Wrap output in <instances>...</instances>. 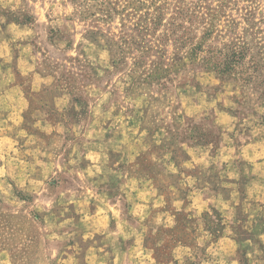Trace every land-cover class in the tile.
Wrapping results in <instances>:
<instances>
[{
  "label": "rangeland",
  "instance_id": "obj_1",
  "mask_svg": "<svg viewBox=\"0 0 264 264\" xmlns=\"http://www.w3.org/2000/svg\"><path fill=\"white\" fill-rule=\"evenodd\" d=\"M205 34L206 48L238 43L264 62V0H0V65L17 69L21 84L31 75L49 83L25 87L31 113L66 131L77 115L83 129L94 123L92 137L126 155L125 181L163 197L143 221L120 198L142 234L125 248L136 246L146 264H219L213 250L238 222L239 238L264 256V205L246 200L264 182V64L251 82L206 70L188 57ZM158 69L167 73L151 77ZM202 190L213 206L195 216L189 202ZM18 197L0 194V254L46 264L42 216ZM247 255L239 250V264H251Z\"/></svg>",
  "mask_w": 264,
  "mask_h": 264
},
{
  "label": "crops",
  "instance_id": "obj_2",
  "mask_svg": "<svg viewBox=\"0 0 264 264\" xmlns=\"http://www.w3.org/2000/svg\"><path fill=\"white\" fill-rule=\"evenodd\" d=\"M17 77V69L1 63L0 194L3 198L12 195L15 200L18 197L15 191L22 194L25 198L18 197L20 203H28L33 213L42 216L47 238L46 264H146L141 258L135 259L136 246L125 248V243L142 238V234L125 217L120 198L129 202V214L143 221L153 206H163V197L152 186L135 189L131 180L125 181L119 166L126 162V155L109 149V140L99 142L93 138L94 123L83 129L77 115L71 130L66 131L47 112L31 113L32 102L25 87L31 92H41L49 83L31 75L21 84ZM67 132L73 135L71 139ZM194 162L195 166L206 167L202 160ZM247 198L253 201L258 198L264 205L262 180L253 184ZM211 206V197L202 190L193 193L188 211L200 216ZM233 220L230 217L229 224ZM254 222L258 223L252 221L253 226ZM259 223L264 224V215ZM238 224L231 237L226 232L233 228L226 225L224 236L213 250L216 263L223 264L227 259L231 264H239V250L246 249L251 264H264V256L258 257L254 251L255 241L239 238ZM246 228L250 232L249 226ZM260 238L264 243V232ZM136 245L141 251V240ZM4 254H0L1 264L17 262ZM148 260L147 264L155 262ZM202 264L211 263L208 259Z\"/></svg>",
  "mask_w": 264,
  "mask_h": 264
},
{
  "label": "trees",
  "instance_id": "obj_3",
  "mask_svg": "<svg viewBox=\"0 0 264 264\" xmlns=\"http://www.w3.org/2000/svg\"><path fill=\"white\" fill-rule=\"evenodd\" d=\"M210 34H205L202 42L192 45L188 53L191 61L200 63L206 70L216 72L220 75H239L243 81L255 80L262 69L263 61L256 57L249 58V51L244 45L238 43L223 44L216 48H206V40ZM167 70H160L151 75L153 78L161 79Z\"/></svg>",
  "mask_w": 264,
  "mask_h": 264
}]
</instances>
